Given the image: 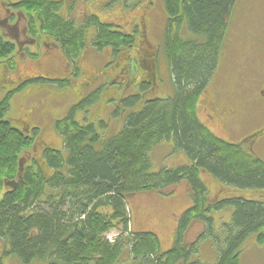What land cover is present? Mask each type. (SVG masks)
<instances>
[{
  "label": "trees",
  "instance_id": "1",
  "mask_svg": "<svg viewBox=\"0 0 264 264\" xmlns=\"http://www.w3.org/2000/svg\"><path fill=\"white\" fill-rule=\"evenodd\" d=\"M94 1L0 0V64L14 73L16 59L26 58L30 48L41 54L35 46L46 38L67 62L65 75L70 72L78 77L80 58L90 45L99 51L110 49L120 56L125 50H134L138 43L143 46L138 23L133 30L125 31L120 24L101 20L97 12L82 21L71 16L79 4ZM99 1L107 10L130 0ZM238 1L163 0V48L173 94L148 98L138 107L141 94L130 96L126 103L131 110L124 118L122 130L111 138H103L93 123L76 117L78 111H85L96 101L95 91L105 82L114 85V79L108 76L95 89L81 94L67 115L55 122L54 130L62 138L63 147L43 148L40 162L30 152L35 148L39 128H15L7 117L11 94L0 101L3 257H15L23 264H207L201 259V242L210 239L214 264H240L242 247L251 236L264 245V198L225 196L237 190H256L264 196V161L251 147L247 150L243 140V144L226 142L198 117L199 100L208 94L209 118L218 112L232 121L237 118L238 89L232 93L237 96L221 97L219 93L218 97L211 92V83L227 54ZM65 7L68 14L64 13ZM20 25L21 37H14L11 31L16 33ZM22 38L35 44L21 47ZM255 42L254 50L248 52L252 53L253 64L259 53L258 23ZM144 45L147 49L140 48L139 57L131 58L136 61L135 68L143 72L142 80L135 83L142 91L160 83L159 50L150 48L148 38ZM57 78L60 77L49 74L28 78L13 91L35 82L70 85L69 79ZM121 88L123 93L126 87ZM213 88L217 90L214 85ZM233 103L234 117L229 115L235 109ZM103 123L101 126L105 127ZM161 144H171L174 153H184L185 164L155 171L151 154ZM28 156L29 162L20 172V164ZM205 173L218 181V194L223 197L211 196L207 182L201 179ZM182 186L189 192L190 205L176 219L173 245L163 251L157 233L134 228L129 200L131 196L152 192L172 196L169 192ZM227 208L232 213L230 222L215 231V215ZM193 226L200 233L190 241L188 234ZM113 231L119 235L109 239L108 234Z\"/></svg>",
  "mask_w": 264,
  "mask_h": 264
},
{
  "label": "rangeland",
  "instance_id": "2",
  "mask_svg": "<svg viewBox=\"0 0 264 264\" xmlns=\"http://www.w3.org/2000/svg\"><path fill=\"white\" fill-rule=\"evenodd\" d=\"M105 7L99 0L87 4H79L71 16L76 21H82L91 12H97L101 20L120 24L125 31H131L134 25L139 23L140 17L144 15L146 17L147 15L150 48H158L159 50L157 62L159 64L160 83L149 87L145 91H142L135 84L142 80L140 76L143 75V72L135 68L136 61L131 60V58L137 59L140 48H144L143 51H145L147 47L138 43L134 50H125L120 56V53L115 55L110 49L99 51L92 45L88 47L91 42L90 37L88 39V48L84 50L80 58L81 75L78 76L79 78L72 76L70 72L65 75L68 70L67 62L59 49L51 45L46 38H42L38 42L39 46H35L41 49V54L30 48L29 53L26 52L25 54L26 58L20 56L22 58L18 57L16 59L15 64L17 67L14 73L9 72L0 64V101L11 94L7 117L13 120L15 128L17 126V128L25 127L27 130L33 126L39 128V134L35 137V148L30 151L32 156L39 162L42 159L43 148L54 147L59 150L63 147L62 138L54 130L55 122L67 115L69 109L76 103L81 94L85 95L95 89L107 76L109 79H114V85L105 82L95 91L97 95L96 101L92 105L87 106L85 111H78L76 115L78 120L85 118L89 123H93L103 138H111L122 130L124 118L131 110L126 101L133 94H141L137 107L148 98H165L173 94V83L163 48L166 25L163 0H130L125 5L120 4L119 7L108 8V11ZM64 13L68 14L67 7L64 9ZM235 20V26L228 38L227 54L218 74L211 83V92H216L213 95L218 97L219 93L222 97L225 94L229 96L236 92V85L239 82L243 83L241 81L243 76L249 73L253 77L256 76L255 71H252V67L255 65L250 60L252 59V53L249 54L248 52H252L255 48L258 20L259 89L264 78V0H239ZM22 28L23 25H20L16 33L12 29L11 32L14 37L16 36L15 34L21 37L19 33L22 34ZM90 34H93L92 30ZM21 43H24L22 46L35 44L24 38L21 39ZM119 56L120 59H118ZM122 68L124 69L122 70ZM132 71L135 73L133 74ZM42 74L60 77L57 79H61V81L69 79L70 85L60 87L56 82H35L27 84L21 91H13L17 88L16 83L21 79H33ZM91 75H94V77L91 78ZM213 85L217 87V90L213 88ZM5 86L6 88H4ZM121 86L126 87L123 93ZM242 88V91H244V87ZM256 92L255 86L252 89H248L246 93L254 97V107L259 108L260 113V111L264 110V100L261 98L257 100ZM238 93H240L238 96L236 95L237 93L231 95L237 96L236 100L240 106L237 118L234 119L235 126L230 125L231 118H223L220 112L213 119L208 117V111L206 110L208 107V94L201 97L198 104V117L200 120L216 136L233 144H243V141H241L243 132L241 123L254 115L251 105L248 104L251 98L244 96L241 92ZM91 110L92 112L90 113ZM101 121L105 123H103L105 127L101 126ZM262 121L259 117V121H255L253 126L258 127ZM255 140H259V137ZM247 144L244 143L245 147H247ZM250 147L264 161V143L260 145L249 144V149H246L250 150ZM183 157L185 155L182 152L174 153L171 144H161L151 154L153 169L158 171L164 167L174 168L180 166L185 164ZM23 162H29V156ZM44 168L48 172L47 167ZM208 175L206 173L201 174V179L205 183L207 182L211 196L215 197L218 195L223 197L224 194H218L220 188L218 181L216 182L214 178ZM169 193L172 196L165 197L161 193L152 192L131 196L129 200L134 228L152 230L157 233L163 251L169 250L173 245L176 219L182 210L185 207L187 208L189 201V192L184 186L175 188ZM226 195H240L246 199L264 198L260 191L256 190H237L236 192H227ZM221 211L215 215V231L218 232L224 222H230L232 215L231 209L227 208ZM199 233L198 227L193 226L188 234V239L190 241L195 240ZM118 235V231H113L108 234V237L109 239H114ZM253 238L254 236H251L242 247L240 264H264V245L258 244L256 241L253 242ZM209 240L205 239L201 242V259L207 264H214L216 257ZM4 250V242L0 239V257H3ZM3 264L23 263L15 257H3ZM31 264L43 263L34 261Z\"/></svg>",
  "mask_w": 264,
  "mask_h": 264
},
{
  "label": "flooded vegetation",
  "instance_id": "3",
  "mask_svg": "<svg viewBox=\"0 0 264 264\" xmlns=\"http://www.w3.org/2000/svg\"><path fill=\"white\" fill-rule=\"evenodd\" d=\"M258 24H259V21H258ZM137 27H138V32H139V39L142 43L143 46H145L144 44L147 43V38H148V32H149V29H148V22H147V15L146 17H143V20L141 19L140 22L137 24ZM21 43V41H20ZM24 43H21V47H24L22 46ZM257 48V47H256ZM255 66L253 67V70L252 71H255L256 73V76L253 77L251 73L247 74L246 76H243L241 78V81H243V86L242 84L239 82L237 83V89H238V92H241L244 96H248L251 98V100H249V105H251L252 107V112H253V116L251 117H248V119H245L244 121H242L241 123V127H242V136H241V141L243 140L244 143H248L247 145L249 144H254V145H257V144H263L264 143V110L260 111L259 113V108H255L254 107V97L248 93H246L248 91V89H252L256 86V97H257V100L259 98V95L260 97L262 98V100H264V97L261 96V93L264 91V78L262 80V83L260 84V89H259V53L256 55V59H255ZM251 71V72H252ZM263 76H264V68H263ZM24 80V81H23ZM26 80L28 79H21L20 81H18L16 84L17 86L16 87H19L21 84H23ZM242 87H244V91H242ZM6 88V86L4 87ZM232 106L235 108L231 110V113L229 115H231L232 117L234 113H236V106H235V103L232 104ZM240 108V107H239ZM237 112H239V110H237ZM259 117L261 120H263L258 127H254L253 125L255 124V121H259ZM231 126H235V123H234V120L232 121L231 120V123H230ZM31 127V126H30ZM35 126L31 127L34 128ZM262 134L261 138H259V140H255L256 138L259 137V135Z\"/></svg>",
  "mask_w": 264,
  "mask_h": 264
},
{
  "label": "water",
  "instance_id": "4",
  "mask_svg": "<svg viewBox=\"0 0 264 264\" xmlns=\"http://www.w3.org/2000/svg\"><path fill=\"white\" fill-rule=\"evenodd\" d=\"M262 95H263V97H264V92L262 93ZM24 164H25V162H22V163L20 164V172L23 171ZM19 177H21V175H20Z\"/></svg>",
  "mask_w": 264,
  "mask_h": 264
},
{
  "label": "crops",
  "instance_id": "5",
  "mask_svg": "<svg viewBox=\"0 0 264 264\" xmlns=\"http://www.w3.org/2000/svg\"><path fill=\"white\" fill-rule=\"evenodd\" d=\"M231 212V211H230ZM256 241V239L255 238H253V242H255ZM257 242V241H256ZM259 244V243H258Z\"/></svg>",
  "mask_w": 264,
  "mask_h": 264
},
{
  "label": "bare ground",
  "instance_id": "6",
  "mask_svg": "<svg viewBox=\"0 0 264 264\" xmlns=\"http://www.w3.org/2000/svg\"><path fill=\"white\" fill-rule=\"evenodd\" d=\"M41 51V50H40ZM189 203V205H190V202H188ZM8 242V241H7Z\"/></svg>",
  "mask_w": 264,
  "mask_h": 264
}]
</instances>
